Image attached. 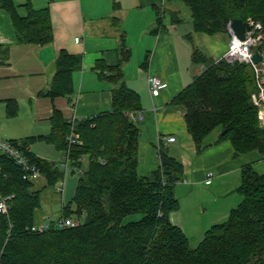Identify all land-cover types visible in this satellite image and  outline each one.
Here are the masks:
<instances>
[{"label":"trees","instance_id":"trees-1","mask_svg":"<svg viewBox=\"0 0 264 264\" xmlns=\"http://www.w3.org/2000/svg\"><path fill=\"white\" fill-rule=\"evenodd\" d=\"M176 1H183L191 11L192 30L187 37L192 44V64L204 65L172 100L187 109V129L197 152L206 148L213 131L221 129L220 139L231 141L235 155L258 151L264 156V126L252 98L257 90L254 68L226 57H207L193 41L195 31H229L228 24L235 18L252 16L264 26V0H165ZM24 5L28 12L21 15L14 0H0V8L12 16L18 40L51 42L49 7L36 9L29 0ZM171 11L172 22L182 20L177 9ZM165 12L166 7L156 5L154 31L164 26ZM0 52L8 56L9 49L0 46ZM119 52L117 64L102 60L96 65L99 77L113 84L111 109L69 121L61 110L54 109L49 133L9 139L40 168L46 178L43 186L56 187L63 180V159L56 162L37 155L31 146L43 141L64 154L70 151L71 165L82 171L75 195L63 206L60 218L77 215L83 221L62 228L58 220H51L48 229L32 230L38 223L35 215L42 206L43 186L24 178L23 169L0 151V192L9 204L8 212L0 216V264H264V172L257 171L252 162L242 167V181L236 189L240 202L224 221L206 230L197 246L170 219L171 212L180 208L176 185L185 175L181 158L161 147L160 164L153 175L138 173L142 129L136 115L143 102L125 80L123 64L133 53L124 34ZM148 59L146 54L142 65ZM55 66L43 94L71 99L82 55L61 49ZM6 105L8 116L18 114L16 99L6 100ZM72 130L79 137L71 144L68 135ZM132 215L140 217L130 218Z\"/></svg>","mask_w":264,"mask_h":264},{"label":"crops","instance_id":"crops-1","mask_svg":"<svg viewBox=\"0 0 264 264\" xmlns=\"http://www.w3.org/2000/svg\"><path fill=\"white\" fill-rule=\"evenodd\" d=\"M14 1L18 12L27 14L24 3L28 0ZM29 1L36 9L49 7L54 39L46 44L19 41L10 12L0 8V46L9 49L8 56L0 52V140L49 133L54 109L61 110L68 121L111 109L113 84L99 77L96 65L102 60L108 65L119 62L124 34L127 45L130 42L141 51L137 63L130 65L131 57L123 64L127 84L141 94L143 102L140 110L143 116L136 118L142 129L138 173L153 175L160 164L161 147L181 158L185 175L176 185L180 208L171 212L170 219L185 231L191 244L197 246L206 230L224 221L240 202L241 196L236 189L242 181V167L252 162L257 171L264 172V156L258 151L235 155L231 141L220 139L221 129L213 131L208 136L206 148L197 152L187 129L186 107L172 103L204 69L203 64H192V44L187 37L192 30L191 21L185 27L183 20L173 22L171 29L164 17V26L154 31L156 5L166 7L165 0ZM170 4L176 9V3ZM58 11L66 16L67 22L63 25ZM71 16L75 19L74 27H71ZM76 37H80L78 42ZM230 37L229 31L193 32L195 45L215 60L225 56ZM61 49L82 55V67L74 73L75 92L71 99L43 94L50 86ZM146 54H149L148 62L142 65ZM150 74L167 82L159 95L151 93ZM8 99H16L19 104L15 116L7 115ZM171 135L176 137L175 141H166ZM36 145L37 142L31 146L32 150L46 157ZM47 146L52 155H64L53 144ZM209 170L214 172L211 183L206 182Z\"/></svg>","mask_w":264,"mask_h":264},{"label":"built area","instance_id":"built-area-1","mask_svg":"<svg viewBox=\"0 0 264 264\" xmlns=\"http://www.w3.org/2000/svg\"><path fill=\"white\" fill-rule=\"evenodd\" d=\"M251 28L246 32V37L241 39L238 37L230 28V23L228 24L231 37L228 44V49L226 51L225 57L232 61L238 60L242 62H246L252 65L254 68L257 90L252 93V98L254 103L259 107V118L261 120L262 125L264 126V26L261 21L256 20L252 17L246 19ZM80 37H76V41L78 42ZM260 53L262 55V59L259 62H255L253 60V54L257 47H260ZM148 83L151 90L152 95H159L161 90L167 86V82L156 74H150L148 77ZM139 118H142V113L139 111L136 115ZM136 117V118H137ZM79 135L74 130L68 135L69 142L75 143L78 139ZM175 136H167L165 138L166 141L172 142L175 141ZM0 151L7 153L10 157H12L15 163L23 169L24 178L36 180L39 179L43 173L40 168L24 154V152L16 147L9 139L0 140ZM62 167L66 171L71 168L70 163V151H66L64 154V159L61 163ZM73 169H76L73 167ZM214 172L209 170L207 172L206 182L211 183ZM57 191L63 193L65 190V180H61L56 185ZM9 204L7 201V197L3 196L0 192V216L3 213L8 212ZM80 222L79 220L74 219L73 217H62L58 220L59 227H70L76 226ZM50 223H36L32 225V230L42 232L48 229Z\"/></svg>","mask_w":264,"mask_h":264},{"label":"rangeland","instance_id":"rangeland-1","mask_svg":"<svg viewBox=\"0 0 264 264\" xmlns=\"http://www.w3.org/2000/svg\"><path fill=\"white\" fill-rule=\"evenodd\" d=\"M177 4L176 9L179 12V17L182 18L183 20V27L188 25L187 23L192 20L191 18V11L189 7L183 2V1H176L174 2ZM64 4V3H61ZM172 4L167 3L166 4V12H165V17H166V22L168 24V28L173 27V22L172 21V11L171 10H176L174 9ZM55 12V11H53ZM58 16L61 20L62 25L67 22L66 21V16H63L60 11H58ZM252 16H249L247 19H249ZM71 27H74L75 25V19L72 18L71 16ZM52 24H53V19H52ZM172 25V26H171ZM229 29V26H228ZM230 32V29H229ZM53 33H54V25H53ZM82 32L79 33V36H82ZM231 34V32H230ZM75 35V34H74ZM129 41V40H128ZM230 41V40H229ZM130 48L132 49V61L130 62V65H134L137 63L138 59L141 58V51H139L138 47L136 45H133L132 43L128 42ZM225 57V56H224ZM23 113H25V109L23 110ZM47 142H37L38 150H40L43 154H45L46 158H49L50 160H54L56 162L62 161L64 159V155H52L47 149L49 148ZM73 167L71 165V168H69L68 171H66V174L63 178L65 180V190L63 193H60L57 191V188L52 185H46L43 186L46 183V178L44 175H42L39 179L35 180V183L39 185L42 188L41 191V200H42V206L39 207L36 210V221L38 223H47L50 222L51 220H59L60 216L63 213V206L66 205L75 195L76 187L78 185V180L81 175V169L78 168L76 171L73 170ZM65 170V169H63ZM74 207V204H73ZM74 219L79 220V222L84 220V217H79L77 215L72 216ZM140 215H132L130 218H139ZM128 218V219H130ZM127 219V220H128ZM37 223V224H38Z\"/></svg>","mask_w":264,"mask_h":264},{"label":"water","instance_id":"water-1","mask_svg":"<svg viewBox=\"0 0 264 264\" xmlns=\"http://www.w3.org/2000/svg\"><path fill=\"white\" fill-rule=\"evenodd\" d=\"M230 28L241 39L246 37V32L250 30L251 25L247 20L235 18L230 22ZM262 59L261 53L256 50L253 54V60L259 62Z\"/></svg>","mask_w":264,"mask_h":264},{"label":"bare ground","instance_id":"bare-ground-1","mask_svg":"<svg viewBox=\"0 0 264 264\" xmlns=\"http://www.w3.org/2000/svg\"><path fill=\"white\" fill-rule=\"evenodd\" d=\"M256 51V50H255ZM259 51V50H258ZM260 52V51H259Z\"/></svg>","mask_w":264,"mask_h":264}]
</instances>
